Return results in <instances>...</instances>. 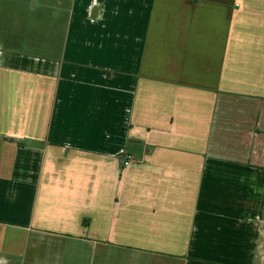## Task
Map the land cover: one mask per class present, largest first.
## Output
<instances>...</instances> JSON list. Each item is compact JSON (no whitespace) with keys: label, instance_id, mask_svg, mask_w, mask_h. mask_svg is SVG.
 <instances>
[{"label":"crops","instance_id":"0c3cea01","mask_svg":"<svg viewBox=\"0 0 264 264\" xmlns=\"http://www.w3.org/2000/svg\"><path fill=\"white\" fill-rule=\"evenodd\" d=\"M264 0H0V264H262Z\"/></svg>","mask_w":264,"mask_h":264},{"label":"rangeland","instance_id":"374dc122","mask_svg":"<svg viewBox=\"0 0 264 264\" xmlns=\"http://www.w3.org/2000/svg\"><path fill=\"white\" fill-rule=\"evenodd\" d=\"M263 250H264V240H263ZM262 264H264V259H263V263Z\"/></svg>","mask_w":264,"mask_h":264}]
</instances>
